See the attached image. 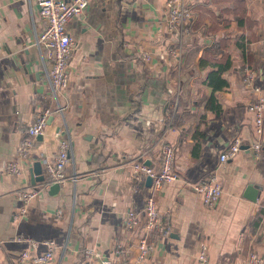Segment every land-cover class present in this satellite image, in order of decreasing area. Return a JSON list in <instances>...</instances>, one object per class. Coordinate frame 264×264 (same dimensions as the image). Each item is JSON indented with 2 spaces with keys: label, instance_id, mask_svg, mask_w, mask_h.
<instances>
[{
  "label": "crops",
  "instance_id": "crops-1",
  "mask_svg": "<svg viewBox=\"0 0 264 264\" xmlns=\"http://www.w3.org/2000/svg\"><path fill=\"white\" fill-rule=\"evenodd\" d=\"M186 1L194 11L192 30L180 35L163 22L166 0H89L66 24L74 38L68 85L53 93L49 63L35 44L43 26L37 4L0 0V264H15L26 247L17 235L37 241L31 254L46 250L43 240L52 239L54 257L46 264L115 261L117 241L135 263L137 233L124 229V212L140 208L151 191L158 209L169 210L172 226L156 241L153 264H194L202 242L207 264H247L251 251L264 257V114L263 148L254 158L247 111L253 96H264V5ZM171 46L176 56L166 54ZM246 68L256 69L259 91L243 85ZM210 74L216 86L207 82ZM220 79L226 84L219 86ZM57 105L62 112H53L20 161V174H6L1 162L15 157L23 127L39 108ZM167 114L168 124L162 120ZM57 131L71 140L68 178L58 190L40 189L21 214L16 190L40 183L33 182V163L56 152ZM236 136L238 154L221 162ZM164 143L173 146L177 179L152 189L145 177L134 192L129 162L158 168ZM209 171L223 189L212 208L192 188ZM88 247L99 257L85 255Z\"/></svg>",
  "mask_w": 264,
  "mask_h": 264
},
{
  "label": "built area",
  "instance_id": "built-area-1",
  "mask_svg": "<svg viewBox=\"0 0 264 264\" xmlns=\"http://www.w3.org/2000/svg\"><path fill=\"white\" fill-rule=\"evenodd\" d=\"M38 6L39 16L43 22L42 29L36 34L35 44L44 60L49 63L46 68V77L51 92L65 89L68 85L67 62L74 45V38L66 28L67 22L74 16L81 14L86 8L89 0H34ZM264 5V0H261ZM194 11L186 0H166L164 5L165 26L177 34H189L192 30ZM166 54L176 56L177 47H169ZM144 60L149 59L148 53H143ZM161 57H163L161 55ZM256 69L246 68L242 77V83L251 92L259 91L256 84ZM62 107L57 105L52 108L43 106L35 111L32 121L23 127V134L16 146L15 157L3 160L1 166L8 175L20 174V161L27 159L31 147L38 136H41L52 116L53 112H62ZM247 111L253 120V137L249 144L252 157L257 158L263 148V114L264 96L256 95L247 103ZM162 120L168 124L170 118L163 117ZM168 128V127H167ZM57 137L56 152L50 158L41 160L43 179L39 184L20 187L16 190V197L20 202L19 213H24L29 202L34 199L39 190L47 188L53 183L63 185L67 180L65 167L72 161V146L68 136L59 131ZM241 148V138L236 136L228 145L225 151L219 155L221 162L235 157ZM173 146L164 143L160 152V163L158 168L153 167L147 161L133 159L129 162V177L133 182L132 190L140 191L145 177H151L152 189H157L163 184L170 183L177 179L172 169ZM75 180L76 176L69 177ZM195 194L202 200L206 207H214L221 194L222 184L214 171H209L192 184ZM61 210H57L60 214ZM123 225L126 231L137 233L135 263L127 256L126 247L121 241H117L113 247L115 261L108 258H100L101 264H153L151 255L155 249L156 241L161 237L170 234L172 226L169 219V210L160 211L156 205L153 191L149 192L140 208L130 207L124 212ZM136 230H140L139 233ZM17 241L26 244L17 255L15 264H46L54 257L55 242L52 239H45L46 250L37 254H31L30 249L34 248L37 241L27 235H17ZM2 240L0 239V245ZM207 243L202 242L195 255L194 264H207ZM87 256L99 257V253L93 248H84ZM247 264H264V257L256 251H251L246 257Z\"/></svg>",
  "mask_w": 264,
  "mask_h": 264
},
{
  "label": "water",
  "instance_id": "water-1",
  "mask_svg": "<svg viewBox=\"0 0 264 264\" xmlns=\"http://www.w3.org/2000/svg\"><path fill=\"white\" fill-rule=\"evenodd\" d=\"M32 173L36 176V177H34L33 182L43 179V175L41 174V165H40V162L39 161H35L33 163ZM146 182L147 183H151V177L148 176L146 178ZM59 187H60V184L59 183H53V184H51L49 186V189L50 190H58Z\"/></svg>",
  "mask_w": 264,
  "mask_h": 264
},
{
  "label": "trees",
  "instance_id": "trees-1",
  "mask_svg": "<svg viewBox=\"0 0 264 264\" xmlns=\"http://www.w3.org/2000/svg\"><path fill=\"white\" fill-rule=\"evenodd\" d=\"M207 61V59L206 58H201L200 59V65H202L203 64V61ZM212 74V73H211ZM211 74L209 75V78H207V82L210 84V85H212V86H216V83H214L213 81H212V79H210V76H211ZM224 84H226V82L224 81V80H222V79H220L219 80V86H222V85H224Z\"/></svg>",
  "mask_w": 264,
  "mask_h": 264
}]
</instances>
